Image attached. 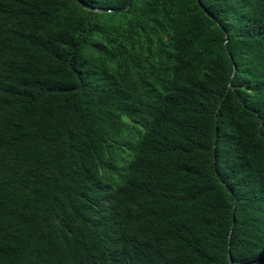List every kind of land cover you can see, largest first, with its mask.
<instances>
[{"label":"trees","instance_id":"trees-1","mask_svg":"<svg viewBox=\"0 0 264 264\" xmlns=\"http://www.w3.org/2000/svg\"><path fill=\"white\" fill-rule=\"evenodd\" d=\"M0 264H264V0H0Z\"/></svg>","mask_w":264,"mask_h":264},{"label":"water","instance_id":"water-1","mask_svg":"<svg viewBox=\"0 0 264 264\" xmlns=\"http://www.w3.org/2000/svg\"><path fill=\"white\" fill-rule=\"evenodd\" d=\"M81 8L91 11V12H95V13H113V14H117V13H121L123 11H125L129 5L131 0H126V3L124 4L123 7L121 8H117V9H99V8H93L87 4H85L84 2H82L81 0H74ZM235 67L233 66V71H234Z\"/></svg>","mask_w":264,"mask_h":264}]
</instances>
